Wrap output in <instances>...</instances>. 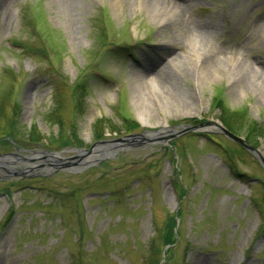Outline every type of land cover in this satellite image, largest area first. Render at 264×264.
<instances>
[{"label": "rangeland", "instance_id": "374dc122", "mask_svg": "<svg viewBox=\"0 0 264 264\" xmlns=\"http://www.w3.org/2000/svg\"><path fill=\"white\" fill-rule=\"evenodd\" d=\"M179 1L215 35L196 44L190 27L179 34L160 0H0V138L9 117L18 132L0 141L10 163L0 164V264H68L80 231L84 264H143L153 235L162 248L155 223L180 207L166 264H264L263 167L212 126L172 135L222 124L214 97L264 128V84L253 89L244 70L264 64V0ZM238 54L240 75L227 61ZM120 116L139 127L126 133ZM255 149L264 157L263 138Z\"/></svg>", "mask_w": 264, "mask_h": 264}, {"label": "trees", "instance_id": "16d2710c", "mask_svg": "<svg viewBox=\"0 0 264 264\" xmlns=\"http://www.w3.org/2000/svg\"><path fill=\"white\" fill-rule=\"evenodd\" d=\"M98 36H99L100 42L102 43L106 42V37L104 34H101L99 32ZM82 83L83 82H79L78 80H75L72 83L71 87H73V92L75 93V96L77 94V91L81 89ZM57 89H59V85H56V90ZM72 98L74 99V106L78 109L81 101H79V98L77 99V97L74 98L72 96ZM211 107L215 108L218 111V116H219L220 121L229 131L233 132L234 134L242 133L245 140L252 146L257 147L259 140L261 138L264 139V128L258 125L257 122L249 120L245 111H242V110L231 111L229 108H227L222 103L219 97L213 98ZM0 111L2 112L3 108L0 107ZM120 117L122 118L121 120L123 123V129L125 130L126 133L133 132L139 127V124L134 119H128L125 116H120ZM189 120L192 123L198 122V119L196 118H192ZM58 122L60 123L62 127L63 122L61 120H58ZM103 122L104 120L102 118H98L94 121V128H95L94 130H95L96 136L98 135L97 138L101 137L98 126ZM4 123L5 124L3 126L5 127L3 128H4V131H6V134L4 137H8V136L13 137V135H18V132H16V130L14 129V122L10 117L5 119ZM206 135L205 136L207 137L208 140L215 142L214 138H212L211 136L208 137V134ZM28 136H29L28 138L31 139L29 140L30 142L32 143L40 142V139H39L40 134L36 130H31V133L28 134ZM71 136L76 138L74 131H71V133L67 135L60 136L59 140H60L61 145H63L64 143L70 144L69 138ZM2 137L0 138V141L4 140ZM238 149L241 153L245 154L242 148L238 147ZM173 180H172V185L174 187L175 192L178 194L179 199L180 200L182 199L181 200V203H182L183 199L187 197L185 195L186 188L183 185L179 184L178 182L176 183L175 171H174ZM59 195H63V194H59ZM253 202L255 203V200H253ZM10 213H11V209H9L8 214ZM177 220L178 222L179 220L180 221L182 220V208L181 207L178 208L176 213L167 211L166 214L163 216V220L160 225L159 224L157 225V223H155L158 229H157V232L154 234L156 235L158 239H160L161 244H163L162 247L169 245V247L165 251V254L167 256L164 260V263L162 264H166L168 260L172 259L173 252H175V248L179 244L182 230H181V227H179V224L177 225ZM85 233H83V231L82 232L80 231L76 234L77 239L75 243L77 244V249L70 253V261L68 262V264H84V259H85V254H86V252L83 249ZM187 245L189 246L190 243H188ZM143 250L145 251V255L142 259L143 264H158L159 263L161 259L162 248L155 244L154 235L150 243H148L147 246H143Z\"/></svg>", "mask_w": 264, "mask_h": 264}, {"label": "bare ground", "instance_id": "6f19581e", "mask_svg": "<svg viewBox=\"0 0 264 264\" xmlns=\"http://www.w3.org/2000/svg\"><path fill=\"white\" fill-rule=\"evenodd\" d=\"M161 3H164L166 5V9L169 8V10H165L164 8V11H167V17H166V20L167 21H170V22H173V24H175V28L179 31V34H182V35H186L188 34V36H190L191 34V31H189V28L190 27L192 29L193 32H195L194 35H191L192 36V39L195 43H199V42H203L205 37H212L215 35V30L210 27L209 25H207L206 23L202 22V23H198V22H193V21H190V23L186 20L185 18V12L187 11V5L184 4L183 2H180L179 0H160ZM166 14V13H165ZM164 20V21H166ZM166 21V22H167ZM261 23V24H260ZM260 25H254L255 28L257 30H259L260 33L263 34L264 36V22H259ZM192 25V26H190ZM190 32V34H189ZM191 46H193L191 44ZM195 54L198 55V52L195 51ZM198 57V56H197ZM242 56L241 55H230L228 57V63L230 64V69L232 70H236L237 74L240 75V73L242 74L243 73V63H244V60L241 58ZM246 69H248V71L246 69H244L246 72H249L251 73L252 75V83H251V86L253 87L254 89V86L256 87V85H263V81H262V76H260L261 74L263 75L264 74V64L263 65H259V64H256V63H251L250 65H247L245 67ZM150 81H153V80H150ZM138 119L140 120L141 124L146 122V118L144 116V111L143 110H140L138 111ZM146 124V123H144ZM0 164H2L3 166L4 165H7V168L9 166L10 163H6L5 161H0ZM5 167V166H4ZM30 169V168H29Z\"/></svg>", "mask_w": 264, "mask_h": 264}, {"label": "water", "instance_id": "95a60500", "mask_svg": "<svg viewBox=\"0 0 264 264\" xmlns=\"http://www.w3.org/2000/svg\"><path fill=\"white\" fill-rule=\"evenodd\" d=\"M208 126L214 127L218 132H220V134L224 135L229 140H231L233 142H236L237 144H239L240 146H242L245 150H247L249 153H251L258 160V162L260 163V165L264 169V157L261 156L254 147H252L251 145H249L242 136H237V135L233 134L232 132L228 131L218 121L208 120V121L201 122V123H199L197 125H194V126H183L181 128V130H179V131H176V132L172 131V133H173L172 135L173 136L174 135H182L184 133L201 131V130H204ZM137 138L138 139H142V140L145 139V137H143V134H138V135L130 134V135L126 136L125 139L127 141H131V140H135ZM8 156H9V154H0V161H5V159ZM46 157L48 159H52V160L59 159L58 156L51 155L50 153H46Z\"/></svg>", "mask_w": 264, "mask_h": 264}]
</instances>
